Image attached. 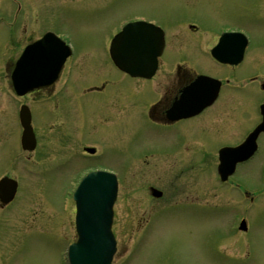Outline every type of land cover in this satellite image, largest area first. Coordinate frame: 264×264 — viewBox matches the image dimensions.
Instances as JSON below:
<instances>
[{"label": "rangeland", "instance_id": "rangeland-1", "mask_svg": "<svg viewBox=\"0 0 264 264\" xmlns=\"http://www.w3.org/2000/svg\"><path fill=\"white\" fill-rule=\"evenodd\" d=\"M247 1L12 0L11 3L0 0V15L5 16L0 20V176L4 174L17 180L14 199L0 208V264H66V247L75 238L72 184L77 173L95 158L74 156L73 147L78 146L74 142L75 119L84 124L86 142L105 148L99 161L117 170L123 179L113 204L111 229L117 240L113 264H264V193H254L258 199L247 204L233 188H228V183L219 184L212 166L217 160L216 146L237 141L255 121L254 117L250 124L238 129L234 138L222 135L230 109L235 107L239 120L244 116L240 115L244 112V102L254 110L256 99L255 96L249 99V90L253 93L259 90L256 81L250 84L239 79L240 70L228 74L237 87L228 88L224 96L229 101L214 105L199 119L206 147L201 151L210 153L203 162L199 158L197 139L190 138L187 149H182L180 141L170 138L171 129L146 122L137 112L140 109L130 108L129 104L117 105L118 101L113 98L104 102L97 93L82 95L84 84L99 85L101 79L111 78L114 73L105 59L103 42L120 20L157 16L170 28L185 18L183 12L199 11V18L208 21L249 22L256 17L254 9L252 17L248 13ZM250 3L254 7L253 1ZM15 5L23 7L16 14ZM12 8L13 19L8 30L5 21H9ZM262 23L264 19L252 28L263 44ZM48 27L66 33L71 43L78 46L71 74L75 95L72 103L67 88L58 96L50 92L40 95L29 92L16 98L3 78L5 64L11 62L21 45ZM168 32L170 46L172 42L178 44L172 61L183 53H193L192 65L218 69L208 63L205 54L197 48L198 41L191 35L183 31L179 39L176 27ZM196 35L205 41L203 48L208 46L211 38ZM256 58L246 56L242 65L248 67L246 74L255 72ZM259 60L264 67V57ZM149 91L140 93L146 98ZM258 93L256 96L260 98L263 92ZM21 102L31 109L37 139L32 151L21 150L19 144L17 111ZM129 109L134 110L126 113ZM261 142L260 152L251 162L240 166L238 180L250 184L259 182L264 135ZM149 184L161 189L163 196L151 197L147 190ZM241 209H247L255 227L251 232L255 237L252 241L248 237L249 247H245V234L232 231L229 223L235 212L237 216L233 220H240ZM138 237L139 241L135 242ZM125 251L129 256L123 259L121 255Z\"/></svg>", "mask_w": 264, "mask_h": 264}, {"label": "flooded vegetation", "instance_id": "flooded-vegetation-1", "mask_svg": "<svg viewBox=\"0 0 264 264\" xmlns=\"http://www.w3.org/2000/svg\"><path fill=\"white\" fill-rule=\"evenodd\" d=\"M253 1L254 7L249 2ZM264 0H249L247 1V10L250 16L252 17L251 10H255L254 15L256 19L251 18L249 22H238V21H230V20H212L208 21L207 19H200L201 14L199 11L197 13L186 11L183 12L185 15V19L181 20L176 27L179 31L178 36L181 38L182 32H186L191 35L194 39L198 41V49L201 50L205 54V58H207L208 63L213 65L218 69H209L203 68L201 65H192L191 55L190 53H183L180 58H175L172 61V57L176 55V47L173 42L169 43V32L165 30V43L164 49L161 55L158 57V66L155 72L149 78L142 77H131L128 74L114 69L112 66L111 69L115 73L111 75V78H103L100 80L99 85L91 84L88 85V89L84 90V94L87 93H97L100 94L101 99L106 102L113 98L118 101L116 104L120 106H125L129 104L134 108L140 109L137 111L143 120H147L152 123L153 126H162L166 129H171V137H179L184 139H199L201 138L200 147L204 149V137L200 125L199 119L202 115L206 114V110L211 108L213 105L220 104L222 101L227 102L229 98L224 96L229 89H236L235 81L231 80V75L237 71H239L240 76L239 79L245 80L248 83H252L256 81L257 83L264 82L261 77L264 78V67L263 63L260 62L259 57H264V43H261V40L257 38V36L253 33V25L257 26L260 21L264 19ZM11 14V12H10ZM9 14V17L11 16ZM264 24V23H262ZM228 27L231 30H238L243 33L244 40L235 38L232 41L233 46L237 43L241 44L245 42L246 44L243 46V49L238 53L236 51L232 52V58L238 59L237 62L226 63L219 62L210 56L209 49L218 41L220 36L219 28L220 27ZM169 28V29H170ZM260 28V26H258ZM257 28V29H258ZM261 31V30H257ZM197 33H200L210 39L208 46L203 48L202 38L197 37ZM204 38V37H203ZM205 48L208 50L205 52ZM174 49V50H173ZM257 50L259 52L257 53ZM254 51V53H253ZM173 52L171 55L170 53ZM199 56V53L196 52ZM195 54V53H194ZM254 57L257 56L256 61H254L253 65L255 66L254 73H247L248 67L243 68V64L246 61V56L251 55ZM183 57V58H182ZM204 58V57H203ZM201 58V59H203ZM180 59H183L182 63L179 62ZM200 59V58H199ZM253 58H251L252 60ZM243 68V69H242ZM217 70L216 72H214ZM218 71H222V73H218ZM231 73V75H228ZM198 75H208L220 80L217 93L213 102L201 109L194 115L182 117L179 119H173L174 115L179 114L180 110L183 108L181 106L194 104L197 100L196 92L199 90V87L191 86V84L197 79ZM234 76V75H233ZM74 81H71L72 84ZM236 84V83H235ZM246 87L251 88L250 85H245ZM113 87V88H112ZM142 90H151L147 94L148 96L141 95ZM256 90V89H255ZM259 91L256 90L253 93L249 90V99L252 96H256ZM261 98H264V90H262ZM121 97V98H120ZM263 100V99H262ZM245 103L244 112H241V117L244 114L243 118L240 120L237 119V114L235 115V107L234 109H230V118L224 122L225 127L222 130V135H226L224 137H236L238 129L247 126L253 120V111L251 107L249 108V103ZM233 105V104H230ZM134 110V109H133ZM133 110H129L128 112H132ZM242 108L240 107V111ZM196 120V122L194 121ZM236 127H238L236 129ZM252 128L249 125L247 130ZM246 130V129H245ZM241 131V130H240ZM264 135V134H260ZM84 145L79 146L78 149H82ZM77 151V150H76ZM82 151V150H81ZM94 154H83V157H88Z\"/></svg>", "mask_w": 264, "mask_h": 264}, {"label": "water", "instance_id": "water-1", "mask_svg": "<svg viewBox=\"0 0 264 264\" xmlns=\"http://www.w3.org/2000/svg\"><path fill=\"white\" fill-rule=\"evenodd\" d=\"M154 32V26L145 22H133L125 25L123 30L112 39L111 54L114 62L130 72H142L154 63V55L159 51L161 41ZM55 42L59 55L54 71L35 72L38 50H47ZM38 46V47H37ZM67 53L61 51L59 42L51 36L28 46L17 60L11 74L12 85L18 94L28 89L49 83L55 76L60 63ZM20 121L23 125L22 146L32 149L35 139L29 124V112L26 106H21ZM238 158L247 155L242 153ZM16 182L3 177L0 179V200L7 202L15 192ZM115 197L113 175L105 172H91L83 177L74 192L77 214L76 225L78 240L68 250L70 264H110L114 251V242L109 232L111 222V205Z\"/></svg>", "mask_w": 264, "mask_h": 264}, {"label": "snow or ice", "instance_id": "snow-or-ice-1", "mask_svg": "<svg viewBox=\"0 0 264 264\" xmlns=\"http://www.w3.org/2000/svg\"><path fill=\"white\" fill-rule=\"evenodd\" d=\"M34 55L37 58L33 69L35 72L39 73L48 70L54 71V67L58 63L57 56L59 55L54 41L51 43L49 49L38 50Z\"/></svg>", "mask_w": 264, "mask_h": 264}]
</instances>
